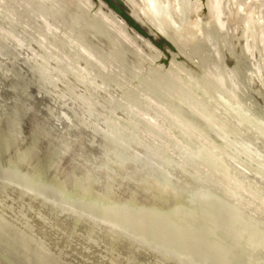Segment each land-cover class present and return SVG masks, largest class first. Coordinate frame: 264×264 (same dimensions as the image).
Returning <instances> with one entry per match:
<instances>
[{
    "label": "rangeland",
    "instance_id": "rangeland-1",
    "mask_svg": "<svg viewBox=\"0 0 264 264\" xmlns=\"http://www.w3.org/2000/svg\"><path fill=\"white\" fill-rule=\"evenodd\" d=\"M9 1L0 0V264L264 263V251H251L245 240L237 245L230 236L232 180L220 174L222 168L214 172L207 160L192 161L182 153L186 147L197 152L203 142L220 149H214L220 157L235 151L232 142L240 132L231 127L247 129L225 110L221 94L264 121L259 31L251 39L260 42H252L254 59L239 37L238 20L233 27L223 18L229 25L225 34L224 28L214 29L207 0H199L197 11L207 28L203 24L194 38L193 29L182 30L183 39L171 29L157 34L137 11L138 18L132 15L127 0H40L48 2L45 6L36 0ZM62 107L75 114L73 123L58 121ZM229 118L236 124L228 126ZM241 157L246 166L240 161L239 169L251 173L255 164ZM200 178L215 182L208 184L218 204L207 207L194 199ZM237 204L249 216L261 210L260 205L249 206L251 212L248 205Z\"/></svg>",
    "mask_w": 264,
    "mask_h": 264
},
{
    "label": "bare ground",
    "instance_id": "bare-ground-1",
    "mask_svg": "<svg viewBox=\"0 0 264 264\" xmlns=\"http://www.w3.org/2000/svg\"><path fill=\"white\" fill-rule=\"evenodd\" d=\"M7 1V0H6ZM11 1V0H10ZM9 1V2H10ZM25 1V0H24ZM32 1V0H31ZM38 1V2H37ZM43 1V0H42ZM42 1H40V0H36V2L37 3H40V5H41V2ZM47 1V0H46ZM46 1H43V2H45L46 3ZM50 1H52V0H50ZM56 1V0H55ZM65 1V0H64ZM76 1V0H75ZM75 1H73V2H75ZM110 1H112V0H110ZM110 1H108V3L110 2ZM117 1V0H116ZM30 2V1H29ZM42 2V3H43ZM60 2V1H59ZM68 2V1H67ZM66 2V4H68ZM77 2V1H76ZM84 2V1H83ZM119 2L120 1H118L117 3L119 4ZM194 2V0H127V3L133 8V14L132 15H134L135 14V16L137 15V13H136V11L138 12V15H139V17H141V18H144V19H147V21L153 26V28L155 29V31H156V33L157 34H159V33H162V32H164L165 30H167V29H171L173 32H175V33H177V34H181V35H179V36H182V38L181 39H183V33H180L182 30H185V29H188V28H190V29H193L192 31L191 30H189V31H191V33L192 32H195V36H194V34H193V36H191L190 34V32H188L187 34H188V36L190 35L191 36V38H194V37H197V36H199L200 35V33L202 32V29L204 30V28L207 26V25H205V24H207L208 23V21H205L202 17H200L198 14H197V11L199 10V8H200V1L199 0H195V5H194V7L192 6L193 3ZM31 3H33V2H31ZM31 3H29V6H30V4ZM45 3H43L44 4V6L45 5H47L48 4V2H47V4H45ZM49 3H51V2H49ZM54 3H56V2H54ZM62 3V2H61ZM71 3V2H70ZM126 3V4H127ZM73 4V3H72ZM117 4V5H118ZM122 4L124 5V7H127V5L125 6V4H124V2L122 1ZM28 5V4H27ZM36 5H38V4H36ZM36 5H34L35 7H38V6H36ZM49 5V4H48ZM70 5V4H69ZM112 5V4H111ZM120 6H121V4H119ZM123 5L121 6V8H123ZM31 6H33V5H31ZM55 6V5H54ZM53 6V7H54ZM67 6V5H66ZM73 6V5H72ZM71 6V7H72ZM113 6V5H112ZM114 6H115V4H114ZM120 6H118V8L120 7ZM207 6H208V8H209V11H210V14H212L213 15V18H214V20L217 22L216 24L217 25H219V26H216V24H214L215 26H213L214 27V29H215V27H216V30H218V29H223V30H221L224 34H225V27L228 25V21H227V19L229 20V21H231V22H233V21H239V23H241L240 24V27H239V29H240V32H239V34L237 33V30H236V33H235V31L233 32V33H235V35L236 34H238L239 35V37L240 36H242L243 37V39L244 40H246V44H245V42H243V46L242 47H244V44L246 45L244 48L246 49V53L249 55H251L253 58L255 57V55H254V51H255V48H254V45H253V43L252 42H255L257 39H254V41H252L251 39H253L254 37L256 38V32L257 31H259L257 34H259V40H260V42H261V47H260V49L259 50H262V51H260L259 53H261V52H263L264 51V0H207ZM47 7V6H46ZM45 7V8H46ZM50 7H52L51 6V4H50ZM49 7V8H50ZM60 7V6H59ZM58 7V8H59ZM68 7V6H67ZM70 7V8H71ZM88 7V6H87ZM129 7V6H128ZM130 7V8H131ZM193 7V8H192ZM31 8V7H30ZM69 8V7H68ZM76 8V7H75ZM33 9V8H32ZM38 9H40V8H38ZM38 9H36V10H38ZM47 9V8H46ZM53 9V8H52ZM55 9V8H54ZM127 9V8H126ZM125 9V11H126V13H124V14H127L128 15V10L129 9H127L126 10ZM26 10H28V9H26ZM48 10V9H47ZM123 9H121V11H122ZM21 11V10H20ZM34 11V9L32 10V12ZM39 11V10H38ZM41 12L42 11H44V10H40ZM50 11V10H49ZM49 11H48V13H49ZM81 11V10H80ZM124 11V10H123ZM122 11V12H123ZM130 11V10H129ZM58 13H59V11H57ZM62 12V11H61ZM194 12V13H193ZM245 12V13H244ZM43 13V12H42ZM47 13V12H46ZM47 13V14H48ZM54 13H55V11H54ZM130 13V12H129ZM131 13H132V11H131ZM245 14V16H244V18L243 17H241V15L242 14ZM16 14V13H15ZM40 14V13H39ZM45 14V11H44V13H43V15ZM56 14V13H55ZM77 14V13H76ZM21 15V14H20ZM25 15V14H24ZM29 15V14H28ZM73 15V14H72ZM132 15H130L129 17L131 18V16ZM226 15V16H225ZM15 16V15H14ZM42 16V15H41ZM48 16V15H47ZM53 16H54V14H53ZM223 16H225V17H223ZM240 16V17H239ZM13 17V16H12ZM32 17H33V14H32ZM42 17H44V16H42ZM41 17V18H42ZM50 17V16H49ZM55 17V16H54ZM54 17H52L53 19H54ZM134 17V16H133ZM132 17V18H133ZM137 18H138V16H136ZM135 17V18H136ZM22 18V17H21ZM40 18V17H39ZM51 18V17H50ZM56 18H58V16L56 17ZM61 18V17H60ZM67 19H68V17H66ZM71 18V17H70ZM223 18H227L226 19V22H227V24H225L226 22H224V19ZM238 18H240V19H238ZM23 19V18H22ZM45 19V18H44ZM47 19V18H46ZM134 19V18H133ZM25 20V19H24ZM60 20V19H59ZM75 20V19H74ZM83 20V19H82ZM132 20V19H131ZM139 20H141L140 18H139ZM241 20V21H240ZM21 21V20H20ZM38 21V20H37ZM41 21V20H40ZM45 21V20H44ZM50 21V20H49ZM65 21V20H64ZM70 21V20H69ZM142 21V20H141ZM262 23H261V22ZM18 22V21H17ZM47 22V21H46ZM55 22V21H54ZM260 22V23H259ZM15 23V22H14ZM22 23V22H21ZM26 23V22H25ZM39 23H44V22H39ZM234 23V22H233ZM232 23V24H233ZM239 23H236L238 26H239ZM27 24V23H26ZM61 24V23H60ZM72 24V23H71ZM204 24V28H202V25ZM31 25V24H30ZM66 26H67V24H65ZM79 25V24H78ZM224 25H226V26H224ZM234 25V26H233ZM232 26L233 27H235V23L233 24ZM41 26V25H40ZM44 26V25H43ZM49 26V25H48ZM72 26V25H71ZM212 26V25H211ZM229 26V25H228ZM230 26H231V24H230ZM6 27V26H5ZM18 27H19V25H18ZM27 27V26H26ZM68 27V26H67ZM219 27V28H218ZM32 28V27H31ZM34 28V27H33ZM56 28V27H55ZM63 28H65V27H63ZM207 28V27H206ZM229 28V27H228ZM236 28H238L237 26H236ZM66 29V28H65ZM194 29H196V30H194ZM227 29V28H226ZM231 29H234V28H232L231 27ZM238 29V30H239ZM17 30V29H16ZM22 30V29H21ZM28 30V29H27ZM38 30V29H37ZM60 30V29H59ZM206 31H207V29H205ZM212 30V29H211ZM215 30V31H216ZM31 31V30H30ZM55 31V30H54ZM89 31V30H88ZM121 31V30H120ZM119 31V32H120ZM219 31V30H218ZM220 31V32H221ZM69 32V31H68ZM185 32H186V30H185ZM208 32H209V30H208ZM208 32H206V33H208ZM212 32V31H211ZM221 32V33H222ZM226 32H227V30H226ZM30 33V32H29ZM51 33V32H50ZM87 33V32H86ZM121 33H123V32H121ZM174 33V34H175ZM190 33V34H189ZM206 33H204L203 34V37L205 36V34ZM216 33H217V31H216ZM222 33V34H223ZM227 33H232V32H227ZM232 33V34H233ZM48 34V33H47ZM46 34V35H47ZM54 34V33H53ZM73 34V33H72ZM220 34V33H219ZM24 35H25V33H24ZM38 35V34H37ZM117 35H119V34H117ZM227 35V34H226ZM228 35H230L231 36V34H228ZM227 35V36H228ZM233 36L232 38H236L237 36ZM36 36V35H35ZM42 36V35H41ZM50 36V35H49ZM84 36H85V34H84ZM175 36V35H174ZM187 36V35H186ZM227 36H224L225 37V39H227L226 41L228 42H226L227 44H231V46H234L233 45V43H230L228 40H229V38H226ZM229 36V37H230ZM26 37V36H25ZM33 37V36H32ZM156 38H159V36L158 35H156L155 36ZM176 37V36H175ZM201 37V36H200ZM199 37V38H200ZM223 37V36H222ZM242 37H240L241 39H242ZM39 38V37H38ZM44 38V37H43ZM63 38V37H62ZM67 38V37H66ZM258 38V37H257ZM35 39V38H34ZM122 38H120V40H121ZM175 39H177V38H175ZM224 39V38H223ZM222 39V40H223ZM231 39V38H230ZM233 39V40H234ZM240 39V40H241ZM43 40V39H42ZM50 40V39H49ZM117 40V39H116ZM129 40V39H128ZM177 40H179V39H177ZM194 39H192V41H193ZM232 40V39H231ZM230 40V41H231ZM237 40H238V37H237ZM250 40V41H249ZM124 41V40H123ZM180 41V40H179ZM188 41V40H187ZM236 41V39L234 40V42ZM242 41V40H241ZM241 41H239L238 43H240ZM66 42V41H65ZM130 42V41H129ZM197 42V41H196ZM199 42V41H198ZM257 42V41H256ZM260 42H257V43H259L260 44ZM22 43V42H21ZM43 43V42H42ZM63 43V42H62ZM98 43V42H97ZM115 43V42H114ZM127 43V42H126ZM135 43V42H134ZM184 43V42H183ZM188 43H189V41H188ZM18 44V43H17ZM34 44V43H33ZM41 44V43H40ZM50 44V43H49ZM67 44V43H66ZM110 44V43H109ZM202 44V43H201ZM218 44V43H217ZM225 44V43H224ZM255 44V43H254ZM20 45V44H19ZM65 45V44H64ZM97 45V44H96ZM114 45V44H113ZM116 45V44H115ZM119 45V44H118ZM210 45V44H209ZM242 45V44H241ZM240 45V46H241ZM255 45H257V44H255ZM53 46V45H52ZM120 46V45H119ZM184 46V45H183ZM204 46V45H203ZM28 47V46H27ZM38 47H40V46H38ZM47 47V46H46ZM49 47V46H48ZM83 47V46H82ZM103 47V46H102ZM121 47V46H120ZM193 47V46H192ZM255 47H258V45L257 46H255ZM45 48V47H44ZM85 48V47H84ZM116 48V47H115ZM122 48V47H121ZM213 48V47H212ZM232 48V47H231ZM230 48V49H231ZM234 48V47H233ZM259 48V47H258ZM36 49V48H35ZM216 49V48H215ZM24 50H25V48H24ZM112 50V49H111ZM125 50V49H124ZM136 50V49H135ZM197 50H199V49H197ZM101 51H102V49H101ZM140 51V50H139ZM243 51V50H242ZM258 51V50H257ZM22 52V51H21ZM54 52V51H53ZM52 52V53H53ZM108 52V51H107ZM12 53V52H11ZM15 53V52H14ZM51 53V54H52ZM62 53V52H61ZM69 53V52H68ZM217 53V52H216ZM223 53V52H222ZM18 54V53H17ZM63 54V53H62ZM61 54V55H62ZM65 54V53H64ZM70 54V53H69ZM72 54V53H71ZM75 54V53H74ZM79 54V53H78ZM189 54V53H188ZM210 54V53H209ZM244 54H245V52H244ZM262 54V56H263V58H264V55H263V53H261ZM12 55V54H11ZM92 55H94V53L92 54ZM122 55V54H121ZM77 56V55H76ZM107 57H109L108 56V54L106 55ZM142 56V55H141ZM198 56V55H197ZM220 56V55H219ZM229 56V55H228ZM61 57V56H60ZM68 57H70V55H68ZM212 57V56H211ZM251 57V58H252ZM72 58V57H71ZM92 58V57H91ZM252 58V59H253ZM259 58H261V57H259ZM3 59V58H2ZM61 59V58H60ZM59 59V60H60ZM73 59V58H72ZM255 59V58H254ZM5 60H6V58H5ZM9 60V59H8ZM30 60H31V58H30ZM89 60V59H88ZM96 60V59H95ZM219 60V59H218ZM248 60V59H247ZM257 60V59H256ZM10 61V60H9ZM14 61V60H13ZM29 61V60H28ZM27 61V62H28ZM69 61V60H68ZM86 61V60H85ZM132 61V60H131ZM253 61V60H252ZM263 61V60H262ZM1 62V61H0ZM8 62V61H7ZM90 62V61H89ZM221 62V61H220ZM246 62V61H245ZM256 62V61H255ZM6 63V62H5ZM78 63V62H77ZM101 63V62H100ZM100 63H98V64H100ZM111 63V62H110ZM262 63H264V62H262ZM26 64V63H25ZM49 64H50V62H49ZM66 64V63H65ZM7 65H8V63H7ZM66 65H68V64H66ZM106 65H108V64H106ZM199 65V64H198ZM4 66V65H3ZM19 66V65H18ZM99 66V65H98ZM115 66V65H114ZM121 66V65H120ZM252 66H254V65H252ZM260 66V65H259ZM15 67V66H14ZM90 67H92V66H90ZM125 67V66H124ZM123 67V68H124ZM261 67V66H260ZM260 67H259V69H260ZM71 68V67H70ZM107 68V67H106ZM121 68V67H120ZM126 68V67H125ZM124 68V69H125ZM144 68V67H143ZM261 68H263V67H261ZM1 69V68H0ZM4 70L5 69H10V68H7V67H4L3 68ZM12 69V68H11ZM14 69V68H13ZM124 69H122V70H124ZM214 69V68H213ZM254 69V68H253ZM257 69V68H256ZM80 70V69H79ZM120 70V69H119ZM218 70V69H217ZM2 71V70H1ZM10 71V70H9ZM8 71V72H9ZM117 71H118V69H117ZM121 71V70H120ZM260 71V70H259ZM97 72V71H96ZM138 72V71H137ZM256 72H257V70H256ZM262 72V71H261ZM264 72V71H263ZM14 73V72H13ZM12 73V74H13ZM43 73V72H42ZM81 73V72H80ZM221 73V72H220ZM98 74V73H97ZM112 74V73H111ZM120 74H121V72H120ZM119 74V75H120ZM183 74V73H182ZM252 74H253V72H252ZM262 74V73H261ZM9 75V74H8ZM207 75V74H206ZM238 75V74H237ZM254 75V74H253ZM11 76V75H10ZM43 76V75H42ZM113 76V75H112ZM173 76V75H172ZM256 76V75H255ZM261 76V75H260ZM215 77V76H214ZM42 78V77H41ZM117 78H118V76H117ZM177 78V77H176ZM212 78V77H211ZM216 78V77H215ZM226 78V77H225ZM13 79V78H12ZM111 79V78H110ZM121 79H122V77H121ZM214 79V78H213ZM235 79V78H234ZM101 80V79H100ZM120 80V79H119ZM123 80V79H122ZM217 80V79H216ZM180 81V80H179ZM182 81V80H181ZM77 82V81H76ZM122 83H124V82H122ZM109 84V83H108ZM121 84V83H120ZM263 84V83H262ZM52 85V84H51ZM124 85H125V83H124ZM123 87V86H122ZM213 87V86H212ZM224 87V86H223ZM226 87V86H225ZM184 88V87H183ZM227 88V87H226ZM178 90V89H177ZM222 90V89H221ZM220 90V91H221ZM54 91V90H53ZM180 91V90H179ZM190 91V90H189ZM188 91V92H189ZM216 92H218V90H216ZM193 93V92H192ZM196 93V92H195ZM221 93H223V90L221 91ZM185 94V93H184ZM190 94V93H189ZM216 94H218V93H216ZM220 94V93H219ZM10 95V94H9ZM38 95H40V94H38ZM228 95V94H227ZM42 96V95H41ZM217 97V96H216ZM229 97H230V95H229ZM229 97H227L226 96V93H225V95L224 94H221L220 95V97L218 96V98L220 99V101H221V103H222V105L224 106V108H225V110L235 119V121L237 122V125L238 126H242L241 128H244V127H246V131H248V132H251L252 131V133L253 134H251V135H247L248 133H244V132H246V131H244L243 129H241V131H240V127H236L235 126V128L234 127H231L232 129H238L239 128V132L240 133H238V132H236V133H238V135L237 134H235L234 132V130H233V134L236 136L234 139H233V142L232 143H234L235 144V151L234 152H232L231 151V153L229 154V153H227L225 150H222V152L223 151H225L228 155H224V156H222V157H224V158H222V157H220V153L221 152H219L218 154H219V156L215 153V150L214 149H216L217 150V148H213V147H211V148H209L210 146H208V145H205L204 144V142L203 143H201V147L200 148H198L199 150L197 151V152H195L194 151V153H193V151L191 152H189L188 151V148L186 149H184V150H182V153L184 154V156L186 155V157H188L189 158V160L191 159L192 161H196V160H201V159H205V160H207V161H205L206 163L207 162H209L210 164H212V165H210V167H212V166H214V168L216 169H211V171H213V170H215L214 172H217V170L219 171V169H217V167H220V168H222L224 171V173L223 172H220V174L222 173V174H224L223 176L224 177H228V179L229 180H232L231 181V184L232 185H230L231 187L233 186V188H231V191H229V193L231 192V193H233V195L231 194L230 196H228L227 195V197H232L233 199H229V198H227V199H229L230 200V202L232 201V204L230 205V204H227L228 205V207H229V211H228V217H229V221H230V223L227 225L228 226V228H229V233H230V236L231 235H233V237H234V240H235V242L237 243V245L238 244H240V243H243L242 241H244L245 240V242H244V244L245 245H247L250 249H251V251H255V252H257L256 250L257 249H260L261 251H264V211L263 212H261V214H259V215H257L258 213H259V211H261L262 209H264V121H262L261 119H259V118H257V117H254V115L249 111V109L248 108H246V107H244V105L243 104H241L240 102H234V101H232ZM184 98V97H183ZM84 99V98H83ZM181 99V98H180ZM185 99V98H184ZM189 99V98H188ZM151 100V99H150ZM183 100V99H182ZM186 100V99H185ZM235 100V99H234ZM114 101V100H113ZM216 101V100H215ZM238 101V100H237ZM68 102V101H67ZM196 102V101H195ZM201 102H203V101H201ZM213 102V101H212ZM52 103V102H51ZM66 103V102H65ZM185 103V102H184ZM194 103V102H193ZM192 103V104H193ZM199 103V102H198ZM53 104H54V102H53ZM116 104V103H115ZM200 104V103H199ZM208 104V103H207ZM210 104V103H209ZM216 104V103H215ZM189 105V104H188ZM220 105V104H219ZM219 105H218V107H219ZM220 106L219 108H223V106ZM69 106V105H68ZM193 105H191V107H192ZM190 107V108H191ZM194 107V106H193ZM196 107V106H195ZM201 107V106H200ZM74 108V107H73ZM188 108V107H187ZM197 108H199V106L197 105ZM69 108L67 107V108H61V113H60V118H63V119H58V121H61V120H64L65 122L64 123H66V122H68V123H70L71 121H72V119H73V117H75V114H73V113H71L69 110H68ZM193 109V108H192ZM73 110V109H72ZM162 110V109H161ZM195 111H197L198 109H194ZM211 110V109H210ZM214 110H216V112L215 113H217L218 112V114H219V116H220V114L222 113H219V109H216L215 107H213V111ZM220 110H222V109H220ZM212 111V112H213ZM34 112V111H33ZM138 112V111H137ZM197 112H199V111H197ZM201 112V111H200ZM204 112H205V110H204ZM208 112V111H207ZM79 113V112H78ZM112 113V112H111ZM208 113H210V112H208ZM73 114V115H72ZM198 114V113H197ZM201 114V113H200ZM199 114V116H201ZM212 114V113H211ZM207 115V113L205 114V116ZM208 115H210V114H208ZM224 115V114H223ZM222 116V115H221ZM229 116V115H228ZM228 116H226V117H228ZM174 117V116H173ZM204 117V116H203ZM223 117H225V116H223ZM222 117V118H223ZM148 118V117H147ZM219 118V117H218ZM221 118V119H222ZM40 119V118H39ZM207 119H208V116H207ZM207 119H205L206 121H207ZM228 119V118H227ZM233 119V120H234ZM44 120V119H43ZM74 120H78L77 118L76 119H74ZM80 120V119H79ZM203 120V119H202ZM209 120H211V119H209ZM229 120L231 121L229 124L230 125H228V126H232V124H234V123H232V120L229 118ZM83 121V120H82ZM81 121V122H82ZM213 121V120H212ZM215 121H217V120H215ZM222 121H226V120H222ZM220 122H221V120H220ZM61 123V122H60ZM71 123H73V121L71 122ZM77 123V125L75 124V126H79L81 123H80V121H79V123L78 122H76ZM84 123V121L82 122V125L84 126V128L85 127H87L86 125L87 124H83ZM225 123H227V121L225 122ZM224 123V124H225ZM63 124V123H62ZM178 124V123H177ZM213 124V123H212ZM211 124V125H212ZM217 124V123H216ZM236 124V123H235ZM234 124V125H235ZM71 125V124H70ZM81 125V126H82ZM153 125V124H152ZM155 125V124H154ZM214 125V124H213ZM218 125V124H217ZM219 125H220V123H219ZM222 125V124H221ZM233 125V126H234ZM243 125H245L244 127H243ZM250 126V127H248L247 128V126ZM34 126V125H33ZM64 127V126H63ZM153 127V126H152ZM214 127H215V125H214ZM76 128H78V127H75V129ZM80 128H82V129H84L83 127H80ZM184 128H186L185 126H184ZM222 128H223V125H222ZM224 128H225V126H224ZM250 128L252 129L251 131H250ZM79 129V128H78ZM81 129V130H82ZM220 129V128H219ZM218 129V130H219ZM245 129V128H244ZM77 130V129H76ZM103 130V129H102ZM53 131V130H52ZM83 131V130H82ZM82 131H80V133L79 134H77L78 136L81 134V132ZM188 131H190L189 129H188ZM220 131H221V129H220ZM227 131L229 132L230 130H229V128L227 129ZM75 132V131H74ZM79 132V131H78ZM85 132V131H84ZM84 132H83V134H84ZM96 132V131H95ZM129 132V131H128ZM141 132V131H140ZM162 132V131H161ZM173 132V131H172ZM182 132H184V131H182ZM226 132V131H225ZM76 133V132H75ZM99 133V132H98ZM170 133V132H169ZM97 136L99 135V134H97V133H95ZM102 134V133H101ZM184 134V133H183ZM225 134V133H224ZM227 134V133H226ZM82 135V134H81ZM103 135V134H102ZM193 135V134H192ZM215 135V134H214ZM73 136V135H72ZM103 136H105V134L103 135ZM217 136V135H216ZM227 136V135H226ZM76 137V136H75ZM138 137V136H137ZM199 137V136H198ZM232 137V136H231ZM73 138V137H72ZM78 138V137H77ZM83 138V137H82ZM150 138V137H149ZM148 138V139H149ZM74 140H76V142H77V139L76 138H73ZM96 140H98L97 138H95ZM209 139V138H208ZM220 140L222 139V138H219ZM229 139V138H228ZM78 140H80V138L78 139ZM85 140V139H84ZM84 140H80L79 142H77V144L78 143H81L82 141H83V143H84ZM94 140V139H93ZM101 141V140H100ZM149 141V140H148ZM176 141V140H175ZM203 141V140H202ZM73 142V141H72ZM94 143H95V141H93ZM99 142V141H98ZM190 142V141H189ZM223 142H224V140H223ZM225 142H226V140H225ZM73 143H75V142H73ZM177 143H179V141H177ZM208 143V142H207ZM214 143V142H213ZM229 143V142H228ZM76 144V143H75ZM87 144V143H86ZM103 144V143H102ZM174 144H175V142H174ZM180 144V143H179ZM203 144V145H202ZM82 145V144H81ZM176 146L174 147V148H176L177 147V144H175ZM193 145V144H192ZM232 145V144H231ZM230 145V146H231ZM84 145H82V146H80L81 148L83 147ZM184 146V145H183ZM152 147V146H151ZM160 147V146H159ZM89 148V147H88ZM87 148V146H86V148L85 149H88ZM170 148V147H169ZM180 148H182V144H181V147ZM179 148V149H180ZM184 148V147H183ZM213 148V149H212ZM83 150H84V148H82ZM81 149V150H82ZM90 149V148H89ZM177 149V148H176ZM231 149H232V147H231ZM82 150V151H83ZM162 150V149H161ZM178 150V149H177ZM220 150V149H219ZM219 150H217V151H219ZM179 152H180V150H178ZM216 151V152H217ZM221 151V150H220ZM78 152V151H77ZM86 152H88V151H86ZM225 152H223V153H225ZM80 153V152H79ZM85 153V152H84ZM182 153H178V154H181V156L182 157H184L183 155H182ZM222 153V154H223ZM225 153V154H226ZM221 154V155H222ZM245 156L246 157V159H248L250 162H253L254 164H255V167H254V169H253V171L251 172V173H247V171L246 172H244L243 170H241V169H239L240 167H239V163L238 162H240L241 161V163L243 162L242 160H241V156ZM143 156V155H142ZM101 159V158H100ZM144 159V158H143ZM176 159V158H175ZM184 159V158H183ZM187 159V158H186ZM177 160V159H176ZM204 161V160H203ZM180 163V162H179ZM182 163V162H181ZM184 163H187V161H184ZM193 163V162H192ZM196 163V162H195ZM199 163V162H198ZM247 163V162H246ZM244 166H246V164L245 163H242ZM252 164V163H251ZM185 166V165H184ZM198 166V165H197ZM201 166H203V165H201ZM207 166V165H206ZM205 166V167H206ZM204 167V168H205ZM242 169H243V167H241ZM247 168V167H246ZM252 168V167H251ZM250 168V169H251ZM195 169H197V168H195ZM209 171H210V169L209 168H207ZM252 170V169H251ZM222 171V170H221ZM205 172V171H204ZM206 172H207V170H206ZM205 172V173H206ZM213 172V173H214ZM249 172V171H248ZM80 173V172H79ZM104 173V172H103ZM199 173V172H198ZM212 173V172H211ZM202 174V173H201ZM199 175L200 177H204V175L205 174H202V175ZM208 174H209V172H208ZM215 174H217V173H215ZM169 175V174H168ZM213 175V174H212ZM219 175V174H218ZM197 176H198V174H197ZM198 176V177H199ZM103 177H104V175H103ZM171 177H173V176H171ZM175 177V176H174ZM178 177V176H177ZM213 177V176H212ZM212 177H210V178H212ZM214 177H216V175L214 176ZM205 178H207L206 176H205ZM216 178H218V176L216 177ZM220 178V177H219ZM221 178H223V177H221ZM209 179V178H208ZM204 179V178H200V180L198 181V180H196L197 182H199V188H198V190L196 191V192H194L195 194H194V199L197 201V202H199L201 205H203V206H207V207H210V206H214V205H216V204H218L219 203V200L215 197V195H214V193L210 190V183H209V181H211V179ZM175 180V179H174ZM215 180V179H214ZM216 180H218V179H216ZM215 180V181H216ZM221 180V179H220ZM223 180V179H222ZM227 181V180H226ZM216 182H218V181H216ZM220 182V181H219ZM209 183V184H208ZM212 183H215L214 181H212ZM211 183V184H212ZM222 183V182H221ZM235 183V184H234ZM223 184V183H222ZM177 185V184H176ZM221 185V184H220ZM236 185V186H235ZM210 186V187H209ZM213 186V185H212ZM218 185H216V187H217ZM222 186V185H221ZM224 186V187H223ZM222 187H223V189L224 188H226L225 186V183H224V185H223ZM162 187V186H161ZM215 187V186H214ZM236 187V188H235ZM227 189V188H226ZM114 190V189H113ZM225 191V190H224ZM227 191V190H226ZM160 192H161V190H160ZM193 192V191H192ZM227 193V192H226ZM225 193V194H226ZM228 193V194H229ZM219 194V193H218ZM222 199V198H221ZM229 200H226V201H228L229 202ZM229 202V203H230ZM225 203V202H224ZM237 203H242L243 204V206H244V204H246L245 206H247L248 205V207H247V210H249V211H253V210H251L250 208H249V206L252 208L253 206H261V210L259 209V211H258V213L257 212H255L254 214L256 215V216H249V214L248 213H250V212H247V210H246V212H247V214H245V210L244 209H242V206L239 208V205L237 204ZM258 203V204H257ZM172 204V203H171ZM146 205V204H145ZM226 205V206H227ZM259 206V207H260ZM258 207V208H259ZM23 208V207H22ZM224 208V207H223ZM244 208V207H243ZM249 208V209H248ZM241 209H242V211H241ZM118 210V209H117ZM254 210H255V208H254ZM244 211V212H243ZM116 212V211H115ZM115 214V213H114ZM251 214V213H250ZM254 214H252V215H254ZM110 215H111V213H110ZM117 215V214H116ZM120 215V214H119ZM177 215V214H176ZM247 215V216H246ZM7 217H8V215H7ZM114 217V216H113ZM120 217V216H119ZM20 218V217H19ZM109 218H111V217H106V220H108L107 221V223H109L111 226H112V221H111V219H109ZM124 218V217H123ZM46 219V218H45ZM141 219V218H140ZM29 220V219H28ZM224 220H225V217H224ZM203 221V220H202ZM3 222V221H2ZM42 222H43V220H42ZM198 222V221H197ZM137 224V223H136ZM194 224H196V223H194ZM141 225V224H140ZM163 225V224H162ZM28 226V225H27ZM114 226V225H113ZM218 226V225H217ZM32 227V226H31ZM116 227H120V225H118V226H115V228ZM223 227V226H222ZM232 227V228H231ZM22 230V229H21ZM63 233V232H62ZM23 234V233H22ZM69 235V234H68ZM30 237V236H29ZM22 238H23V236H22ZM69 238V237H68ZM183 238V237H182ZM31 239V238H30ZM67 240V239H66ZM75 240V239H74ZM182 240H186V239H182ZM99 241V240H98ZM182 242V241H181ZM33 243V242H32ZM189 243V242H188ZM96 244V243H95ZM195 244V243H194ZM42 245V244H41ZM44 245V244H43ZM105 245V244H104ZM55 246V245H54ZM69 246V245H68ZM45 247V246H44ZM52 247V246H51ZM101 247V246H100ZM104 247H106V246H104ZM50 248V247H49ZM187 248H189V247H187ZM190 249V248H189ZM189 249H187V251L189 250ZM199 249V248H198ZM222 249V248H221ZM138 250V249H137ZM93 251V250H92ZM197 251V250H196ZM64 253V252H63ZM201 253H202V251H201ZM155 254V253H154ZM187 254V253H186ZM77 255V254H76ZM120 255V254H119ZM217 255V254H216ZM200 257V256H199ZM160 258V257H159ZM211 258V257H210ZM193 259V258H192ZM201 259V258H200ZM194 260V259H193ZM206 260V259H205ZM221 260V259H220ZM260 260H262V259H259V261ZM158 261V260H157ZM189 261V260H188ZM242 261V260H241ZM202 262V261H201ZM221 262V261H220ZM262 262V261H261ZM225 263V262H224ZM250 263V262H249ZM106 264V263H105ZM112 264V263H111ZM210 264V263H209ZM261 264V263H260ZM262 264H264L263 262H262Z\"/></svg>",
    "mask_w": 264,
    "mask_h": 264
}]
</instances>
